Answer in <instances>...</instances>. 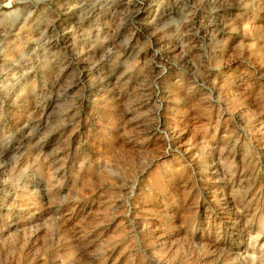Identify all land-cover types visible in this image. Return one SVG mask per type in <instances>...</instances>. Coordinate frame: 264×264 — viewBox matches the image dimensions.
Here are the masks:
<instances>
[{
	"label": "rangeland",
	"instance_id": "374dc122",
	"mask_svg": "<svg viewBox=\"0 0 264 264\" xmlns=\"http://www.w3.org/2000/svg\"><path fill=\"white\" fill-rule=\"evenodd\" d=\"M0 264H264V0H0Z\"/></svg>",
	"mask_w": 264,
	"mask_h": 264
}]
</instances>
